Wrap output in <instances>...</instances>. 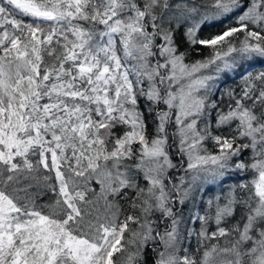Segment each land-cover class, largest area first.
Masks as SVG:
<instances>
[{
	"label": "snow or ice",
	"instance_id": "6c2138e0",
	"mask_svg": "<svg viewBox=\"0 0 264 264\" xmlns=\"http://www.w3.org/2000/svg\"><path fill=\"white\" fill-rule=\"evenodd\" d=\"M0 264H264V0H0Z\"/></svg>",
	"mask_w": 264,
	"mask_h": 264
},
{
	"label": "rangeland",
	"instance_id": "374dc122",
	"mask_svg": "<svg viewBox=\"0 0 264 264\" xmlns=\"http://www.w3.org/2000/svg\"><path fill=\"white\" fill-rule=\"evenodd\" d=\"M212 31H216V29H212ZM178 39H179V37H178ZM191 55H192L193 59L200 58L195 53H192ZM238 83H239L238 79L230 78L222 84H217L216 87L220 89V92H223L225 88H229V87L235 88ZM220 92H216L215 96L213 98H218L220 95ZM208 147H211V142H208ZM174 162H176V161L174 160ZM237 179H238V176H230V177H225L223 179V183H220L218 181L217 183L205 184L204 188L207 189V191H201V192L196 193L197 201H198L197 206L200 208L201 214H203V208L205 207L204 204L199 203L201 198L203 199V201H207V200H209V199H211L217 195H221L222 190L226 191L229 188V186L233 185L237 181ZM195 227L198 228V225H195ZM187 243H192L194 246L195 245V237L193 236L190 240L187 241Z\"/></svg>",
	"mask_w": 264,
	"mask_h": 264
}]
</instances>
